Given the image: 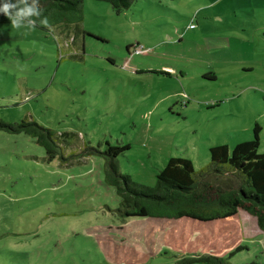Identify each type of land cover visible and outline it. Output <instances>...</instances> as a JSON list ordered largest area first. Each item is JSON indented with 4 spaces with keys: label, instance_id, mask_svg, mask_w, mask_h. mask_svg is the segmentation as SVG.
I'll list each match as a JSON object with an SVG mask.
<instances>
[{
    "label": "rangeland",
    "instance_id": "374dc122",
    "mask_svg": "<svg viewBox=\"0 0 264 264\" xmlns=\"http://www.w3.org/2000/svg\"><path fill=\"white\" fill-rule=\"evenodd\" d=\"M46 27L0 21V119L67 132L75 156L50 162L33 137L0 132V264H264L245 210L161 231L119 216L104 156L87 153L129 144L120 171L154 186L171 157L200 170L256 124L264 152V0H136L121 13L85 0L82 22Z\"/></svg>",
    "mask_w": 264,
    "mask_h": 264
},
{
    "label": "trees",
    "instance_id": "16d2710c",
    "mask_svg": "<svg viewBox=\"0 0 264 264\" xmlns=\"http://www.w3.org/2000/svg\"><path fill=\"white\" fill-rule=\"evenodd\" d=\"M85 0H38L47 17L48 25L80 23L84 19ZM110 3L117 13L132 7L136 0H101ZM2 2V0H0ZM30 2V0H29ZM0 21L11 22L3 13ZM47 25V26H48ZM37 26L47 28L37 21ZM211 78H216L212 75ZM255 125L254 138L237 143L231 150L227 144L210 147L211 161L196 170L193 161L186 157H171L157 174L154 186L135 182L122 173L118 157L130 148L129 144L110 145L105 151L91 148L105 158V184L115 189L120 197L116 211L122 217L191 218L198 221H215L238 215L240 209L257 219L264 231V152H260V132ZM25 133L35 139L52 162L59 159L69 162L74 152L67 153V132L57 133L35 120L9 122L0 119V132ZM230 264L229 260L206 254L186 257L177 264ZM245 264H257L255 262Z\"/></svg>",
    "mask_w": 264,
    "mask_h": 264
},
{
    "label": "clouds",
    "instance_id": "9594fccd",
    "mask_svg": "<svg viewBox=\"0 0 264 264\" xmlns=\"http://www.w3.org/2000/svg\"><path fill=\"white\" fill-rule=\"evenodd\" d=\"M0 13L7 17L14 28L25 27L34 30L37 21L41 25H48L47 17H42L43 9L40 8L38 0H2L0 2Z\"/></svg>",
    "mask_w": 264,
    "mask_h": 264
},
{
    "label": "crops",
    "instance_id": "0c3cea01",
    "mask_svg": "<svg viewBox=\"0 0 264 264\" xmlns=\"http://www.w3.org/2000/svg\"><path fill=\"white\" fill-rule=\"evenodd\" d=\"M240 210H242V209H240ZM247 212V211H246ZM239 213H240V211H239ZM238 213V214H239ZM255 217V216H254ZM145 218H148V217H145ZM149 218H151V219H153V221H155L154 222V228H156V229H159L160 231H161V229L162 228H164V227H167V226H169L170 224H172L171 223V221H169V220H171L170 218H154V217H149ZM256 218V217H255ZM256 221H257V219H256ZM258 224V223H257ZM33 233H35V231H32ZM30 233V232H29ZM28 233V234H29Z\"/></svg>",
    "mask_w": 264,
    "mask_h": 264
},
{
    "label": "built area",
    "instance_id": "2783aa9c",
    "mask_svg": "<svg viewBox=\"0 0 264 264\" xmlns=\"http://www.w3.org/2000/svg\"><path fill=\"white\" fill-rule=\"evenodd\" d=\"M190 27H194V24H191Z\"/></svg>",
    "mask_w": 264,
    "mask_h": 264
}]
</instances>
